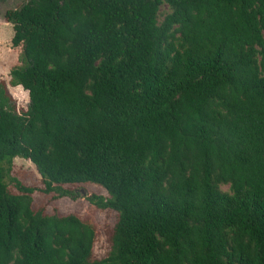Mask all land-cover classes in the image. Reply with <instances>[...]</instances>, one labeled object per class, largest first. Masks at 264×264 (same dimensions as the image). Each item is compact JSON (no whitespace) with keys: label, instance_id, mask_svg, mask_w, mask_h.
Masks as SVG:
<instances>
[{"label":"trees","instance_id":"trees-1","mask_svg":"<svg viewBox=\"0 0 264 264\" xmlns=\"http://www.w3.org/2000/svg\"><path fill=\"white\" fill-rule=\"evenodd\" d=\"M3 19L28 102L0 82V264H264V0H27ZM85 185L115 215L101 259L90 225L32 201Z\"/></svg>","mask_w":264,"mask_h":264},{"label":"rangeland","instance_id":"rangeland-1","mask_svg":"<svg viewBox=\"0 0 264 264\" xmlns=\"http://www.w3.org/2000/svg\"><path fill=\"white\" fill-rule=\"evenodd\" d=\"M27 0H0V82H3L13 99L16 109L25 110L28 102L27 93L20 87L8 86V73L11 68L18 66L20 55L19 48H12L10 39L12 37L11 26L3 19L4 12L13 10L25 3ZM169 12L166 5L159 8L158 22ZM10 176L25 186L40 187L39 176L35 168L25 160L14 159L13 169ZM10 188L12 186L8 185ZM222 192H227V186H221ZM95 194L105 197V192L97 186L85 185L73 189L72 198L53 199L51 195L33 193L32 201L36 208L43 207L48 215H74L82 223L90 225L93 229L94 240L92 244V257L101 259L109 251L108 233L115 222V215L109 211H99L86 202L85 197Z\"/></svg>","mask_w":264,"mask_h":264}]
</instances>
